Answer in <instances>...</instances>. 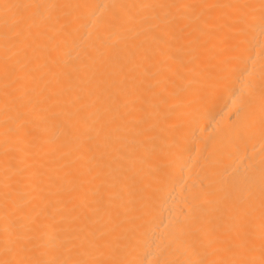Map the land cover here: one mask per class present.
Returning <instances> with one entry per match:
<instances>
[{"label":"bare ground","instance_id":"1","mask_svg":"<svg viewBox=\"0 0 264 264\" xmlns=\"http://www.w3.org/2000/svg\"><path fill=\"white\" fill-rule=\"evenodd\" d=\"M0 264H264V0H0Z\"/></svg>","mask_w":264,"mask_h":264}]
</instances>
